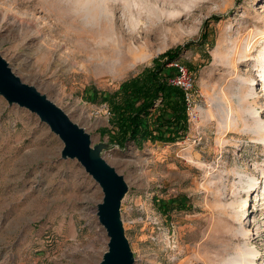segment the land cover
<instances>
[{
  "label": "rangeland",
  "instance_id": "1",
  "mask_svg": "<svg viewBox=\"0 0 264 264\" xmlns=\"http://www.w3.org/2000/svg\"><path fill=\"white\" fill-rule=\"evenodd\" d=\"M137 2L173 23L121 75L99 77L73 61L60 28L75 9L60 0H0V53L124 175L135 264H264V0ZM135 9L126 21H150ZM177 46L194 78L184 137L111 143L109 108L86 89L114 91ZM63 147L37 114L0 95V264H100L109 242L97 215L103 191L76 159L62 158Z\"/></svg>",
  "mask_w": 264,
  "mask_h": 264
},
{
  "label": "water",
  "instance_id": "2",
  "mask_svg": "<svg viewBox=\"0 0 264 264\" xmlns=\"http://www.w3.org/2000/svg\"><path fill=\"white\" fill-rule=\"evenodd\" d=\"M0 95L10 105L16 104L37 114L62 140V158L76 159L102 188L104 196L98 204L97 215L109 242L100 264H135L121 214L129 185L124 175L101 154L99 147L93 145L91 133L36 86L23 81L1 53Z\"/></svg>",
  "mask_w": 264,
  "mask_h": 264
},
{
  "label": "trees",
  "instance_id": "3",
  "mask_svg": "<svg viewBox=\"0 0 264 264\" xmlns=\"http://www.w3.org/2000/svg\"><path fill=\"white\" fill-rule=\"evenodd\" d=\"M183 47L169 49L154 58L152 66L126 79L114 91L95 86L86 89L87 99L109 108L110 127L104 128L103 133L111 143L125 148L134 142L141 147L149 141L174 143L184 137L189 126L186 93L168 82L176 73L168 64L179 59Z\"/></svg>",
  "mask_w": 264,
  "mask_h": 264
},
{
  "label": "bare ground",
  "instance_id": "4",
  "mask_svg": "<svg viewBox=\"0 0 264 264\" xmlns=\"http://www.w3.org/2000/svg\"><path fill=\"white\" fill-rule=\"evenodd\" d=\"M60 1L65 7L75 9L73 19L76 21L72 18V21H63L64 25L60 28L65 44H70L74 48L69 56L84 72L99 77L121 75L132 65L149 58L154 41L167 34L171 30L168 25L173 23L154 21L155 18L145 12V8L140 5L136 7L137 0ZM131 8L137 10L138 18L150 21H133L131 18L130 21H126L127 10ZM117 9L123 10L118 18L120 21L116 17ZM77 24L82 26V30L75 32L72 27ZM78 39L84 40L83 46H77Z\"/></svg>",
  "mask_w": 264,
  "mask_h": 264
},
{
  "label": "built area",
  "instance_id": "5",
  "mask_svg": "<svg viewBox=\"0 0 264 264\" xmlns=\"http://www.w3.org/2000/svg\"><path fill=\"white\" fill-rule=\"evenodd\" d=\"M168 66L176 70V73L168 79V82L184 90L186 93L187 100L190 102V98L193 95L192 91L194 88V78L191 72L189 71L188 67L179 59L169 63Z\"/></svg>",
  "mask_w": 264,
  "mask_h": 264
}]
</instances>
